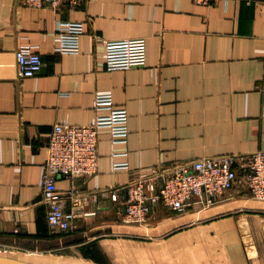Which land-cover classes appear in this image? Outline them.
I'll list each match as a JSON object with an SVG mask.
<instances>
[{
	"label": "crops",
	"instance_id": "obj_1",
	"mask_svg": "<svg viewBox=\"0 0 264 264\" xmlns=\"http://www.w3.org/2000/svg\"><path fill=\"white\" fill-rule=\"evenodd\" d=\"M60 21L84 22L79 52L56 50ZM131 37H146V64L106 68L103 41ZM23 43L41 54L43 67L19 78L16 52ZM98 92H111L127 108L128 140L113 142L110 130L100 129L97 172L59 177L57 186L62 192L73 185L117 190L120 199L91 201L85 210L95 214L70 231L52 233L40 184L49 135L57 123H93ZM259 150L262 2L80 0L77 7L54 9L0 0V249L6 251L0 255L35 264H89L116 239L108 236L132 233L138 260L264 264V202L251 195L241 174L217 202L183 211L158 205L146 222L121 221L126 187L152 167Z\"/></svg>",
	"mask_w": 264,
	"mask_h": 264
},
{
	"label": "built area",
	"instance_id": "obj_2",
	"mask_svg": "<svg viewBox=\"0 0 264 264\" xmlns=\"http://www.w3.org/2000/svg\"><path fill=\"white\" fill-rule=\"evenodd\" d=\"M34 7L49 6L58 9L63 3L77 7L80 0H22ZM215 0H193L197 4H211ZM248 3L264 0H246ZM85 32L82 21H60L55 35L57 51L77 53L80 37ZM105 66L110 70L142 66L147 62L146 37L106 39ZM19 78L34 76L43 67L41 54L28 43H23L16 52ZM96 117L90 124L54 125L49 135L48 157L41 165L40 184L44 201L48 204L47 220L52 233L70 231L75 222L95 214L85 210L91 201L100 197L119 201L117 190L101 189L83 191L73 185L66 191L58 189L59 177L88 178L98 170L99 131L110 130L113 142H127L129 136V112L115 103L111 92L95 95ZM116 167H128L127 162H118ZM241 174L251 195L264 201V150L250 154H223L204 156L191 161L174 162L169 166L152 167L127 188V199L121 207V221L143 223L164 205L174 211H183L192 204L217 202L234 188Z\"/></svg>",
	"mask_w": 264,
	"mask_h": 264
},
{
	"label": "rangeland",
	"instance_id": "obj_3",
	"mask_svg": "<svg viewBox=\"0 0 264 264\" xmlns=\"http://www.w3.org/2000/svg\"><path fill=\"white\" fill-rule=\"evenodd\" d=\"M131 224H136V223H131ZM108 237H112L116 239L106 243V246L101 249L102 252L100 250L102 254L101 260H97L95 262H89V264H169L168 261L160 262L158 260L153 261L152 259L146 261V260H142L141 258L140 260H138L137 259L138 255L136 253L137 247L135 241L136 239L135 234L129 233L128 235H125V234L115 233ZM127 238L133 240H125ZM0 250H1L0 251L1 254L6 252L3 249ZM71 262H73V260Z\"/></svg>",
	"mask_w": 264,
	"mask_h": 264
},
{
	"label": "water",
	"instance_id": "obj_4",
	"mask_svg": "<svg viewBox=\"0 0 264 264\" xmlns=\"http://www.w3.org/2000/svg\"><path fill=\"white\" fill-rule=\"evenodd\" d=\"M0 264H35L17 258L0 255Z\"/></svg>",
	"mask_w": 264,
	"mask_h": 264
}]
</instances>
